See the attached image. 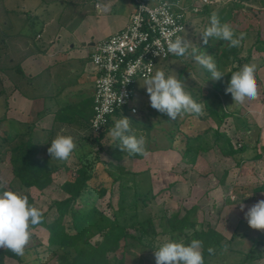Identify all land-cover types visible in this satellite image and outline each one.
<instances>
[{
	"label": "trees",
	"instance_id": "1",
	"mask_svg": "<svg viewBox=\"0 0 264 264\" xmlns=\"http://www.w3.org/2000/svg\"><path fill=\"white\" fill-rule=\"evenodd\" d=\"M248 1L231 0L228 4L213 2L205 5L200 12L193 15L196 17L209 15L210 17V14L216 11L222 22L229 23L239 33V28L234 24V21L240 10L250 11L246 10L248 5L243 4ZM255 1H260L264 5V0ZM186 2L190 3L188 0ZM215 46L217 49L212 50V53L216 58V64H219V70L222 68L220 63L226 64L230 57H233L234 61L243 60L238 57L241 51L240 47L230 49L227 42L224 41H219ZM253 49L261 53L264 52V39L261 32L258 33L250 53ZM250 56L251 54L245 60L249 61ZM230 79L231 73H227L220 82L213 84L212 91L209 93L203 88H199L197 91L191 90L193 98L197 102L204 103L205 115L198 118L194 115L188 116L194 117L199 122L212 120L217 124V127L214 128L209 124L201 132L186 135L182 152L183 163L194 166L200 156L217 150L223 156L233 159L235 165L239 166L240 158L249 150L248 144H241L240 141L235 143L230 135L221 130L222 125L229 118L238 122L237 132L249 130L251 127L245 118L238 114V111H229L223 105L220 93H225L226 99L232 98L231 94L225 92ZM225 80L228 81L224 83ZM124 110V112L117 111L111 116L108 123L99 132H95L90 125L92 134L88 144L83 146L88 151L79 155L77 160L64 162L63 167L67 172L74 168V176L59 186L62 198L53 200L48 205L47 210L43 212V223L32 229L43 228L47 231L48 239L45 250L57 258V264H125L124 254L130 241L136 242L144 249L154 251V245L165 237L172 239L183 237L186 243L192 239L203 241L204 264H229L228 260L230 259L227 254L232 255L230 253L233 251L230 250L231 243L239 238L241 233L234 231L232 237L227 239L210 222L197 220L198 208L195 206L185 209L183 213L181 211L168 213L163 203H155L159 194L164 190L155 193L153 178L149 170H121L116 175L106 170L101 160V154L105 151H108L117 160H121L125 155L133 159L144 158V156H130L122 152L118 142L115 144L108 136L109 129L114 125V118L119 119L121 116H125L127 109ZM130 120L133 130L139 126L147 127L137 119L131 118ZM6 121V116L0 118V137L2 138L0 156L5 154L9 156L13 174L12 182H18L21 190L36 189L41 193L50 190L55 186L54 175L59 169L47 152L50 146L46 148L44 145L35 143L31 135L18 142L20 135L13 133L12 127L5 130L2 135L1 125ZM147 128L152 129L150 126ZM4 145L8 149L2 153ZM257 158H260V155ZM2 160L4 159L0 158V162ZM229 173V168L224 167L219 176L220 184L226 183ZM0 182H4L1 168ZM10 188V190L18 192L13 187V183ZM116 192L118 193L117 204H109L113 211L112 215H109L97 206V200ZM28 201L35 205L31 196H28ZM53 209L56 210L57 217L48 221V215ZM159 229L161 230L159 231ZM35 239L36 237L32 235L24 255L16 257L17 264H29L31 259L28 260V257L32 258L33 256H35L33 260L38 264H45L40 250L44 244ZM224 244L228 245L226 253L222 252ZM260 246L263 249H260ZM209 247L215 248L214 255H209L207 252ZM120 252H122L121 258L118 257ZM239 253L241 254V252ZM13 254L11 251L0 249V264H7L6 259ZM263 257L264 241L256 239L251 250L232 264H247L262 260Z\"/></svg>",
	"mask_w": 264,
	"mask_h": 264
},
{
	"label": "rangeland",
	"instance_id": "2",
	"mask_svg": "<svg viewBox=\"0 0 264 264\" xmlns=\"http://www.w3.org/2000/svg\"><path fill=\"white\" fill-rule=\"evenodd\" d=\"M230 1L231 0H209L208 3H205L203 0H197L194 3H196V6L199 9L197 12H200L205 5L213 2L228 4ZM17 2L21 3V0L1 1L2 4L7 3L10 8H14ZM243 4H247L248 6L246 7V10L250 11L246 12L244 10H240L236 14L234 24L237 25L240 32H245L247 34V38L242 43V46H240L241 51L238 54L239 59H243L244 61H234L233 57H230L226 64L223 62L220 63V66L222 67L221 71L225 73H232L239 70L244 64H255L256 80L260 95L255 101H246L243 105H238L234 104L233 98L226 99L225 93H220L223 105L227 108V110L234 112L239 111V114L244 117L251 126L249 130H245L247 132L244 130L237 132L238 122L229 118L222 125L221 130L230 135L235 143L240 141L241 144L251 143L253 145L256 143L257 138L260 137L262 142L261 144L263 145L264 52L261 53L253 49L250 53V49L256 41L259 32L262 33V37L264 39V5H262L260 1L255 0H249ZM192 17V24L188 25L184 32L185 38L199 47V51H205L206 54L213 56V59L216 62V58L213 55L212 50L215 51L217 49L215 45H217L219 41L210 38L208 44L204 45L200 34L209 24V15H200L197 17L193 15ZM250 54V60L246 61L245 59ZM217 67L219 68V64ZM156 70H163L166 75H177L179 79L185 82L187 86L186 90L189 92H191V90L197 91L199 88H203L209 93L212 91L213 84L220 82L211 80L210 73L202 68L191 56H171L167 60L159 61L155 67V71ZM190 73L192 74L191 76ZM227 81L228 80H225L223 82L226 83ZM143 82L144 79H139L136 82L134 97L130 105V109L132 107H136L138 112L131 116L130 109H128L126 112L128 115H126V117L130 119H137L147 125V127H152L151 130L143 126H139L134 129L137 137L143 135L146 138L147 155L145 156V159L141 160V162L135 161L127 155L126 156L128 158L123 161H119L108 151H105L101 154V160L103 161L106 170L116 175L119 171L125 169L139 170L150 168L154 177L153 184L155 193H159L162 189L164 190L161 194H159L155 203H163L168 213L176 211H181V213H183L185 209L197 206V220L199 222H212V225L215 227L220 225L219 227L226 234L227 239H230L234 233L233 227L236 224L233 219L244 215L243 212L240 211V203H243L246 206L245 211H247V207L253 205L258 200L264 199V193H256L254 191L256 187H260L264 183V160L260 162L247 163V165H245L242 169L245 175L244 180L241 184L237 185V177L240 172L238 167L235 165V161L231 158L226 159L219 151L215 150L208 153L206 158L201 159L198 162V165L192 168V170L189 169L191 171L190 175L187 177L189 179H184L182 172L185 169L183 165L179 164V162L181 161V154L184 150V140L186 135H194L197 132H201L203 129L207 128L209 124L216 128L217 124L212 120L208 122H199L194 117L188 115H182L175 121L169 120L167 115L159 113L150 106L149 97L146 93V88L143 87ZM2 110L3 105L1 101L0 117L2 115ZM242 132L245 133L242 134ZM242 136H244V138H242ZM1 141L2 138L0 137V143L2 144ZM20 141L21 140L18 142ZM239 144L237 145L239 146ZM262 145L260 147V151L264 153V145ZM7 149L6 145H4L1 150L2 153L6 152ZM0 158L4 159L0 162V168L2 170L3 181L6 183L7 188L11 189L10 187L13 183V187L18 190V193L27 197L31 196L34 200L35 206L40 208L42 212L47 210L48 205L53 200L62 198V192L59 186L65 181L71 180L74 176V168L72 171L66 172L64 168L59 167L54 175L55 186L50 190L42 193L36 189L21 190L18 182H12L13 174L10 168L9 156L5 154L0 156ZM133 163H135V165ZM55 164L60 165L61 162L55 161ZM224 167H227L230 170L229 179L227 180V182H229L228 187L225 189L221 187L220 191L212 192V194L208 195V197L204 200H200L204 197L202 189L196 191L194 190L190 193L189 186L192 188L194 187L195 189H197V187H220L219 176L221 175ZM174 178H177L182 182V187H168L169 182ZM203 183H205V185ZM200 184H203V186ZM117 199V192L112 195L108 194L105 198L97 200V206L109 215H112L113 211L109 207V204L112 203L113 205H116ZM56 217L57 212L53 209L49 213L47 219L48 221H52ZM225 221L228 223H225ZM160 230L161 229H159V231ZM239 230L245 232L247 237L237 238L231 243L230 250L233 251L229 252L232 253V255L229 253L227 254L230 259L228 260L229 264L240 260L245 253L249 252L254 241L258 239L260 235L258 234V230L251 229L247 223H242ZM32 235L36 237L35 240L44 244L40 247V250L45 264H57V258L45 250L48 239L47 231L43 228H37L32 230ZM260 236L262 237L263 235ZM262 240L264 241V237H262ZM239 252H241V254ZM153 253L154 251L144 249L136 242L130 241V244L124 254L125 264H154L155 259ZM16 257L17 255L13 254L11 257L6 259V263L17 264ZM34 257L35 256L32 258L28 257V260L31 259L29 264H38L35 260H33ZM118 257H122V252L118 253ZM248 264H264V257L262 260L248 262Z\"/></svg>",
	"mask_w": 264,
	"mask_h": 264
},
{
	"label": "crops",
	"instance_id": "3",
	"mask_svg": "<svg viewBox=\"0 0 264 264\" xmlns=\"http://www.w3.org/2000/svg\"><path fill=\"white\" fill-rule=\"evenodd\" d=\"M1 1L0 98L3 110L0 118H7L1 125V134L12 127L13 133L20 135L19 140L31 135L35 143L46 148L57 134L72 135L77 149L67 161L77 160L79 155L88 151L83 146L88 144L92 134L90 125L94 114L96 80L92 63L93 48L127 26L133 10L132 2L21 0V3L17 2L14 8H10L7 5L9 1L6 4ZM189 1L194 3L197 0ZM126 112L125 116L128 115ZM261 143L260 137L253 145L246 143L249 150L240 158V165L237 166L240 172L236 176L237 185L244 180L242 169L247 163L264 160ZM258 155L260 158H257ZM206 156H200L194 166L183 163L181 156L179 164L184 166V179H189L190 170ZM128 157L125 155L119 161ZM143 159L133 160L141 162ZM63 165L64 162H61L58 166L64 168ZM143 170H149L154 179L150 168L131 171ZM227 180L225 184L219 182L220 187L213 185L193 189L189 186V191L202 189L204 197L200 200H204L212 192L220 191L221 187H228ZM169 185L182 187V182L174 178ZM254 191L264 193V183ZM233 220L236 223L233 232L241 233L239 238H246L247 234L239 230L242 223H247L244 215ZM212 226L226 237L220 225ZM258 234L264 237V231L258 230ZM260 235L258 239L262 240ZM260 249L263 247L260 246Z\"/></svg>",
	"mask_w": 264,
	"mask_h": 264
},
{
	"label": "clouds",
	"instance_id": "4",
	"mask_svg": "<svg viewBox=\"0 0 264 264\" xmlns=\"http://www.w3.org/2000/svg\"><path fill=\"white\" fill-rule=\"evenodd\" d=\"M163 11V9H161ZM204 45L209 39L227 42L228 47L239 48L247 38L245 32L237 33L233 27L222 22L219 13L213 11L208 26L200 33ZM199 47L184 36H177L168 44V52L177 57L191 56L202 68L211 75V80L220 81L227 73L218 69L213 56L199 51ZM159 55L158 52L155 53ZM192 74L190 73V76ZM143 87L149 97L150 106L169 120L175 121L182 115H205L204 103L197 102L186 90L184 81L177 75H166L163 70H156L144 79ZM231 94L234 104L243 105L246 101H255L260 93L256 80V65L244 64L239 70L231 73V79L225 89ZM121 100V96H120ZM108 136L120 150L130 156H146V138L137 137L128 117L114 118V125ZM77 149L72 135L57 134L47 149L51 160L67 161ZM240 203V211L244 214L248 226L254 230L264 231V199L258 200L247 207ZM42 210L28 201V197L7 188L0 182V249L8 250L17 256H23L25 248L32 237L34 226L42 224ZM228 245H222V252H227ZM203 241L192 239L186 243L183 237L172 239L165 237L154 245L155 264H204ZM209 255L215 254V248L207 249Z\"/></svg>",
	"mask_w": 264,
	"mask_h": 264
},
{
	"label": "built area",
	"instance_id": "5",
	"mask_svg": "<svg viewBox=\"0 0 264 264\" xmlns=\"http://www.w3.org/2000/svg\"><path fill=\"white\" fill-rule=\"evenodd\" d=\"M131 2L133 10L127 26L96 44L92 51L96 80L91 127L95 132L117 111L130 109L136 82L154 74L159 61L174 56L167 50L169 42L184 36L193 14L199 10L196 3L186 0ZM130 112L134 115L138 110L132 107Z\"/></svg>",
	"mask_w": 264,
	"mask_h": 264
}]
</instances>
